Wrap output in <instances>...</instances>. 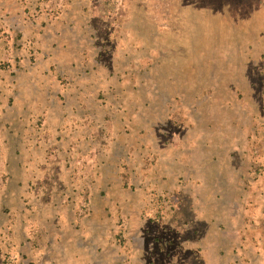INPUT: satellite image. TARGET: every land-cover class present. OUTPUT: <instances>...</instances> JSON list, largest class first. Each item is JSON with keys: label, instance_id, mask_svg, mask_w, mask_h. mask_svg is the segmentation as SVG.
Instances as JSON below:
<instances>
[{"label": "rangeland", "instance_id": "374dc122", "mask_svg": "<svg viewBox=\"0 0 264 264\" xmlns=\"http://www.w3.org/2000/svg\"><path fill=\"white\" fill-rule=\"evenodd\" d=\"M247 99H264V0H0V224L27 193L77 191L67 202L90 212L84 186L54 184L86 132L92 156L124 159L126 185L152 184L168 150L197 151L207 117L239 124ZM157 195L168 243L188 247L189 192Z\"/></svg>", "mask_w": 264, "mask_h": 264}, {"label": "crops", "instance_id": "0c3cea01", "mask_svg": "<svg viewBox=\"0 0 264 264\" xmlns=\"http://www.w3.org/2000/svg\"><path fill=\"white\" fill-rule=\"evenodd\" d=\"M244 104L251 114L239 124L232 116H214L206 120L218 125H198L197 151L185 145L173 157L168 150V161L154 164L160 176L152 184L126 185L124 159L92 156L97 138L86 132L85 150L75 149L82 161L54 184L84 186L90 212L78 218L67 202L77 191L49 200L22 194L27 206L0 224V264H264V99ZM173 188L189 192L182 209L193 230L186 248L168 243V214L157 204V194ZM172 248L184 250L178 256Z\"/></svg>", "mask_w": 264, "mask_h": 264}]
</instances>
